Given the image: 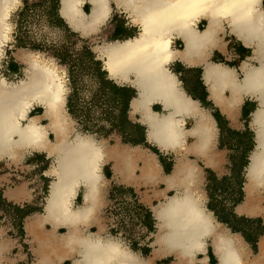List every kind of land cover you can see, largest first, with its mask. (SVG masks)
Masks as SVG:
<instances>
[{
    "label": "clouds",
    "instance_id": "9594fccd",
    "mask_svg": "<svg viewBox=\"0 0 264 264\" xmlns=\"http://www.w3.org/2000/svg\"><path fill=\"white\" fill-rule=\"evenodd\" d=\"M0 199V264H264V0H0Z\"/></svg>",
    "mask_w": 264,
    "mask_h": 264
},
{
    "label": "rangeland",
    "instance_id": "374dc122",
    "mask_svg": "<svg viewBox=\"0 0 264 264\" xmlns=\"http://www.w3.org/2000/svg\"><path fill=\"white\" fill-rule=\"evenodd\" d=\"M124 34H126L125 30L122 28V26H118V29L116 31V36H121V35H124ZM36 47H39V46H36ZM63 55L65 56V58H67V53L66 52ZM13 69H15V65H13ZM105 86L109 87L110 85L106 84ZM118 127H120L122 129V127L125 128L126 125L119 124ZM138 136H139V133H138ZM227 139L228 140L224 141V143L228 142V141L236 140V141H238V143L241 146H244V148L246 150L250 146L249 143H248L249 142L248 136L247 137L243 136V138H241V140H240L238 135H235V136H232V135L229 136L228 135ZM229 146L231 147L230 143H229ZM37 159H43V157H37ZM244 161L245 160H244L243 156H241L239 158V161L235 164L234 172L237 174V181L238 182H239V176H238L239 169L242 167ZM167 167H169V166H167ZM105 172L110 177L111 173H110V171H109V169L107 167L105 169ZM209 179L212 181V184L209 186L210 187V194L211 193H215L216 191H224V192L228 193L230 196H232V198L236 202H240L243 199V193L242 192L237 193L236 190L234 188H232V186L229 184V181H228L227 178L224 179V182L217 183L216 180H215V175L212 174L210 172V170H209ZM117 191H119V190H117ZM209 206L211 208L217 209L218 215H220V218L222 220L229 221L230 223L233 224V226L244 229L246 231L248 237L252 241H255V235H256L257 231H264V229H261L259 227V223H260L259 221H255L254 222V221H250V220H248V221H246V220H238V221L235 220V218L233 216H231V214L228 211H226L223 208L222 205L220 206V204L218 202L214 201ZM0 209H3L10 217L14 218L17 226L21 228V233H20L21 235H23L22 224H21V221H22L23 217L25 215L33 212V211H37L38 210V209H35V208H32V207H28V208L25 209V211H21L18 207L14 208L11 204L6 203L3 199H0ZM144 219H145V222L148 224V227L151 228V218H150V216H145ZM134 247H135V245H134ZM253 248H254V251H255L256 250L255 249V243H253ZM145 253H147V249L145 250ZM166 261L167 260L162 261V263L158 262V264H163V262H166ZM213 264H215V262H213Z\"/></svg>",
    "mask_w": 264,
    "mask_h": 264
},
{
    "label": "trees",
    "instance_id": "16d2710c",
    "mask_svg": "<svg viewBox=\"0 0 264 264\" xmlns=\"http://www.w3.org/2000/svg\"><path fill=\"white\" fill-rule=\"evenodd\" d=\"M97 67H98V66H97ZM101 79H102V75H101ZM113 93H114V95H115L116 97H119V98L123 101L124 109L122 110V113H121V121H120V124H124V125L127 126L126 116L124 115V113H125V111H126V109H127V104H128V100H129V98H130L132 95L135 94V93H134V90H128V89L120 90V89H115V88L113 87ZM122 129H124V128L122 127ZM137 132L139 133V136H138L137 139H135V140L132 141L133 143L143 142V128H140L139 126H137ZM232 133H233V136L238 135L240 139L243 138V135H241V134H238V133H235V132H232ZM247 136H248V138H249V145H250V146L248 147V149H249V148H251V146H252V145H251V142H250V133H247ZM244 163H246V161H244L243 164H244ZM167 170H168V169H166V171H167ZM241 220H243V219H241ZM224 221H225V222H228V223L230 224V226L233 227V230H234V231H235V230H241V231H244L246 238H247L250 242L255 243V241L250 240V238L248 237V235H247V233H246V231H245L244 229L233 226V224L230 223L229 221H226V220H224ZM246 221H248V220H246Z\"/></svg>",
    "mask_w": 264,
    "mask_h": 264
},
{
    "label": "flooded vegetation",
    "instance_id": "af4514ba",
    "mask_svg": "<svg viewBox=\"0 0 264 264\" xmlns=\"http://www.w3.org/2000/svg\"><path fill=\"white\" fill-rule=\"evenodd\" d=\"M117 29H118V26H117ZM116 29V31H117ZM116 35V33H115ZM239 51H241V53L243 54L245 50L243 49H238ZM199 72L200 70H197L196 72V77H194L193 79L189 80L188 83L190 84V91L193 93L194 97L198 96L202 101L204 100V98L206 97L207 93L204 91V88L202 86V84L200 83L199 79H198V76H199ZM254 107V105H251V104H247L245 106V110H244V115L248 114V111L251 110L252 108ZM157 110H159V106H157ZM247 116V115H246ZM216 117L218 120H220L221 122V126L224 127V124L225 122L223 121L222 117H220L219 113L217 112L216 113ZM228 135H232L233 136V133L232 131H229L228 132ZM244 137H247V133L243 134ZM241 140V139H240ZM249 140V139H248ZM224 141L222 140V143H221V147L224 146ZM249 143V142H248ZM246 150V149H245ZM232 159L234 161H236L237 159L235 157H232Z\"/></svg>",
    "mask_w": 264,
    "mask_h": 264
},
{
    "label": "crops",
    "instance_id": "0c3cea01",
    "mask_svg": "<svg viewBox=\"0 0 264 264\" xmlns=\"http://www.w3.org/2000/svg\"><path fill=\"white\" fill-rule=\"evenodd\" d=\"M164 164H165V171H166V169H168L166 172H170L171 171V164H169V163H167V162H164ZM167 166H169V167H167ZM161 263H162V261H161ZM163 264H168V261H166V262H163Z\"/></svg>",
    "mask_w": 264,
    "mask_h": 264
}]
</instances>
